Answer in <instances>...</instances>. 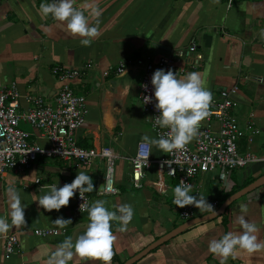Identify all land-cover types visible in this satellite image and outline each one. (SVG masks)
I'll return each instance as SVG.
<instances>
[{
	"label": "crops",
	"instance_id": "1",
	"mask_svg": "<svg viewBox=\"0 0 264 264\" xmlns=\"http://www.w3.org/2000/svg\"><path fill=\"white\" fill-rule=\"evenodd\" d=\"M46 2L49 0H0V91L15 87L21 113L32 107L31 98L54 104L64 86L84 96L87 114L75 139L82 148L112 149L117 157V194L105 196L95 190L105 177L106 165L99 158L85 167L39 157L23 174L6 173L0 179V217L11 222L8 189L15 186L26 206V224L13 225L0 235V264H47L63 240L85 231L88 212L75 213L74 198L59 212H47L33 196L46 194L56 183L58 187L70 184L78 171L88 174L95 185L94 191L87 193L90 206L103 199L113 211L121 204L134 209L124 231L119 221L111 222L116 237L111 264H127L179 226L211 214L194 207V218L179 219L172 203L178 184L158 168L157 162L166 153L155 146L148 144L152 162L142 188H134L131 180V159L138 145L146 143L144 136L156 138L139 96L146 64L152 63L156 71L161 69L157 66L160 59H169L171 70L180 78L193 71L201 73L212 104L221 91L231 92L236 103L234 118L245 131L237 144L238 153L259 160L235 170L224 183L216 173L197 176L192 180V194L206 198L217 212L231 196L264 177V0H231V6L229 0H96L102 15L89 18L101 35L90 46L81 45L80 38L72 36L63 24L43 17L39 10ZM89 2L75 0V6L88 15L85 6ZM57 66L80 71V75L61 82L52 74ZM121 66L124 71L119 74ZM201 125L217 129L206 120ZM20 129L29 133L30 143L46 146L34 128L21 123ZM241 205L246 206L247 219L258 226L259 238L264 240L263 185L232 202L222 216L185 230L133 264H220L221 258L209 251V241L234 230ZM61 216L70 218L72 224L60 228L52 223ZM37 230L58 234L42 238L35 235ZM10 234L17 236L20 248L7 260L4 237ZM70 264L85 262L76 256ZM226 264H264V250L239 252Z\"/></svg>",
	"mask_w": 264,
	"mask_h": 264
},
{
	"label": "built area",
	"instance_id": "2",
	"mask_svg": "<svg viewBox=\"0 0 264 264\" xmlns=\"http://www.w3.org/2000/svg\"><path fill=\"white\" fill-rule=\"evenodd\" d=\"M228 5L231 6V0ZM157 66L171 70V61L160 59ZM123 71L124 68L121 66L117 72L122 74ZM154 72L153 64H146L139 98L143 110L149 117L151 129L158 139L165 136L168 129L154 126L152 118L159 115L155 108V100L148 104L143 103V98L151 96L154 91L151 86ZM52 74L57 80L65 82L77 79L80 71L57 66L53 68ZM28 102L32 107L21 113L15 87L0 91V179H3L8 172L23 174L29 171L39 157L58 159L85 167L99 158L106 165L103 181L105 191L101 194L116 195L117 190L113 192L112 189L115 188L114 165L117 157L112 149L82 148L75 139V133L83 126L87 114L85 97L75 94L71 88L64 86L55 98L54 104H47L40 97L31 98ZM235 107L236 103L231 92L221 91L219 100L210 106L209 116L205 119L217 125L216 131L210 125H201L194 143L187 144L182 150L166 153V157L157 162L158 168L165 171L167 177L176 180L178 185L181 181L192 185V180L197 176L211 173H216L218 181L224 183L235 170L259 162L253 155L238 153L237 144L245 136V131L234 118ZM21 123L38 131L40 138L47 142L46 146L30 143L29 133L20 129ZM255 133L257 131L253 132ZM150 151L147 143H140L135 156L131 159V180L136 189L142 188L145 171L151 165ZM38 182L37 180L36 183ZM73 198L75 213H86L90 206L87 193H84V201L80 199L78 192ZM173 205L179 219L187 221L195 217L193 206L178 208L174 203ZM57 234L58 232L54 230L35 231V235L42 238ZM4 241L5 258L8 260L19 251V241L17 236L12 234L5 236Z\"/></svg>",
	"mask_w": 264,
	"mask_h": 264
},
{
	"label": "clouds",
	"instance_id": "3",
	"mask_svg": "<svg viewBox=\"0 0 264 264\" xmlns=\"http://www.w3.org/2000/svg\"><path fill=\"white\" fill-rule=\"evenodd\" d=\"M85 7L88 9V15L75 6V0H49L40 5L39 11L43 17L50 16L55 22L63 24L72 36L80 38L81 45L90 46L99 38L101 32L91 23L89 17L99 18L102 9L96 0H90ZM151 86L154 91L151 96L143 98V103L148 104L155 100V108L159 115L152 118L154 126L168 129V132L158 139L144 136L143 141L165 153L182 150L197 136L201 122L209 116L212 94L204 87L202 74L196 71L180 78L172 70L158 69L151 78ZM192 188L191 184L181 181L173 189L175 206L178 208L193 206L199 210L209 211L212 217L217 216L213 205L208 203L206 198L193 195ZM94 189L92 178L84 171H78L70 184L58 187L56 183L47 189L46 194L33 196L40 208L47 212L53 210L59 212L60 209L68 206L77 192L84 201V193H91ZM95 190L99 193L105 191V188L102 185ZM112 191L115 192L116 189L113 188ZM8 198L11 222L9 223L8 218L0 217V235L6 234L13 225L19 227L26 224V206L22 203L20 193L15 186L9 187ZM87 212L89 222L85 231L74 239L68 237L63 240L49 257L47 264H70L76 256L85 264H88V261L111 264L116 239L111 230V222L119 221L122 225L121 231H124L133 219L134 209L130 204H121L113 211L106 207L103 199H100L95 200L87 208ZM241 213L235 220L236 227L233 231L222 235L219 239L212 238L209 241V251L221 258L220 264H226L229 257L235 258L236 254L242 251L257 253L264 250V240L258 235L260 229L245 215L246 206L241 205ZM52 223L65 228L72 224V220L61 216Z\"/></svg>",
	"mask_w": 264,
	"mask_h": 264
},
{
	"label": "water",
	"instance_id": "4",
	"mask_svg": "<svg viewBox=\"0 0 264 264\" xmlns=\"http://www.w3.org/2000/svg\"><path fill=\"white\" fill-rule=\"evenodd\" d=\"M103 185V181L101 182V186ZM264 185V177L260 178L259 180L255 181L254 183H252L251 185H249L248 187H246L245 189L241 190L240 192L236 193L235 195L231 196L222 206L221 208L217 211V216L212 217L211 214L204 216V217H199L196 219H193L189 222H186L185 224L179 226L178 228H176L175 230H173L172 232H170L169 234L165 235L164 237H162L161 239H159L157 242L153 243L151 246H149L145 251H143L141 254H139L137 257H135V259L131 260L129 263L127 264H133L136 261L140 260L142 257H144L145 255H147V253H149L150 251H152L153 249L165 244L166 242L172 240L173 238L177 237L178 235H180L181 233H183L185 230L190 229L202 222L211 220V219H215L217 217L222 216L225 213V210L227 209V207L234 202L235 200L253 192L254 190L258 189L259 187Z\"/></svg>",
	"mask_w": 264,
	"mask_h": 264
}]
</instances>
